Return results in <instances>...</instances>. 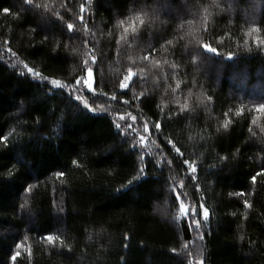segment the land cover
<instances>
[{
  "label": "trees",
  "instance_id": "1",
  "mask_svg": "<svg viewBox=\"0 0 264 264\" xmlns=\"http://www.w3.org/2000/svg\"><path fill=\"white\" fill-rule=\"evenodd\" d=\"M260 104L264 0H0V264H264Z\"/></svg>",
  "mask_w": 264,
  "mask_h": 264
},
{
  "label": "snow or ice",
  "instance_id": "2",
  "mask_svg": "<svg viewBox=\"0 0 264 264\" xmlns=\"http://www.w3.org/2000/svg\"><path fill=\"white\" fill-rule=\"evenodd\" d=\"M27 2H30V0H27ZM83 6H81V11H83ZM5 13H8L10 10L5 8L3 10ZM81 20H83V17H81ZM74 28V25L72 23H69L67 24V29L69 31L73 30ZM258 30V29H257ZM127 31V30H126ZM202 49L205 50L206 52H210V53H213V54H217L218 53V49L216 47H212L210 44H203L202 46ZM231 53L229 54V56L231 57ZM96 57L93 56L92 57V61H95ZM89 63V61H85V65L87 66V64ZM25 68H27V72L29 74H33L34 76H37V77H40L41 80H48L47 77H43L41 76L40 73L38 72H34V69L31 68V67H28L27 65H25ZM86 72H87V76L86 78L83 79V85H87V89L89 90H92L94 89V80H93V75H94V69L92 67H86ZM133 71L131 68L128 69V74L123 78V80L120 82L119 84V87L121 90H124V89H127L129 87V81L132 80L133 78ZM48 83L54 88V89H63V88H68L70 86L68 85H65L63 84L60 80L58 79H51V80H48ZM76 85H80L81 87L83 86L81 84V80H76ZM80 89L77 88L76 91H79ZM76 100H80L81 97L80 96H76L75 97ZM85 107H87V102H85ZM91 110V109H89ZM256 111L257 112H260V113H264V104H260L257 106L256 108ZM133 119H135V117H133ZM115 127L117 129H120L121 128V124L117 123L115 125ZM128 127H131V125H129ZM225 127H227V124H225ZM155 128L157 130H159L161 128V124L159 122H157L155 124ZM144 131L147 132L148 131V126L145 125L144 126ZM8 139V137L6 136H0V142H6ZM141 139V142H143L144 140V137L141 136L140 137ZM169 143H171V141H169ZM174 148H175V151L177 153V155H183V153H181V150L180 148L176 147L175 144L172 145ZM77 163L75 160L73 161V164ZM169 164H171V161H168ZM183 164L187 166V168L189 169L190 171V174H192L193 178H195V173L197 172V167L195 166L194 163L190 162L189 160H184L183 161ZM145 169H141V172H144ZM257 175H260V173H258ZM56 176L58 178L60 177H64L65 176V173L63 171H60V172H57L56 173ZM133 179H137V177H133ZM252 181L255 183L256 182V179H257V176L256 175H253L251 177ZM129 183H131V181H129ZM242 194V193H241ZM184 196V192L182 190V185H181V191H178V192H174V195H173V198L175 201L178 202V207H179V213H180V216L177 217V219H180L181 217H192V223L195 224V226L197 228L200 227V220L198 219H195L196 217V214H197V208L195 206H189L187 204L184 203V200L181 198ZM246 206H247V202H245ZM200 209H202V216H203V219L206 221L209 219V216H210V211H209V208L206 207L203 203H201L199 205ZM59 237H56L52 234H47L44 239H46L48 242L52 243L54 242L56 239H58ZM61 243H63V241L61 240ZM22 245H17V248H21ZM125 247H127V245H125ZM30 254V253H29ZM20 256V251H16L15 253H13V255L11 256V260L13 262V264H15V261L17 260V257ZM200 264H203V261L200 262Z\"/></svg>",
  "mask_w": 264,
  "mask_h": 264
},
{
  "label": "rangeland",
  "instance_id": "3",
  "mask_svg": "<svg viewBox=\"0 0 264 264\" xmlns=\"http://www.w3.org/2000/svg\"><path fill=\"white\" fill-rule=\"evenodd\" d=\"M89 63L87 64V66L86 67H91V65H90V63L92 62V57H90L89 58ZM86 67H85V69H86ZM86 76H87V72H86V70H85V73H84V75L81 77V78H79V80H81V84L83 85V79L84 78H86ZM94 80V79H93ZM77 88H79L80 90L79 91H76V89ZM67 93H69L70 95H72V96H74V97H76V96H80L81 97V99H80V101L85 105V101H84V98H83V92L84 91H94V89H92V90H89V89H87V85H83L82 87L80 86V85H76V82H75V84L74 85H72V86H70V87H68V88H63Z\"/></svg>",
  "mask_w": 264,
  "mask_h": 264
}]
</instances>
